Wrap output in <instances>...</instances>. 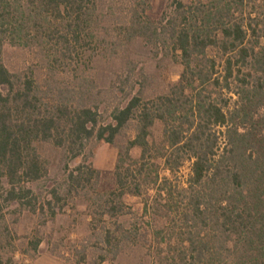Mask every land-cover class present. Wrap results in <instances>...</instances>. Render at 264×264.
<instances>
[{
    "label": "trees",
    "instance_id": "obj_1",
    "mask_svg": "<svg viewBox=\"0 0 264 264\" xmlns=\"http://www.w3.org/2000/svg\"><path fill=\"white\" fill-rule=\"evenodd\" d=\"M6 43L38 49L43 75L11 73ZM134 43L171 54L177 80L139 66ZM92 141L117 146L112 188L89 162L35 191L40 146L85 160ZM81 193L114 259L264 264V0H167L157 18L151 0H0V219L12 204L53 218Z\"/></svg>",
    "mask_w": 264,
    "mask_h": 264
},
{
    "label": "rangeland",
    "instance_id": "obj_2",
    "mask_svg": "<svg viewBox=\"0 0 264 264\" xmlns=\"http://www.w3.org/2000/svg\"><path fill=\"white\" fill-rule=\"evenodd\" d=\"M151 4L153 16L157 18L165 8L167 0H151ZM106 48H108L105 50L106 54H111L110 57L119 53V48H113L111 42L106 44ZM129 54L138 61L139 66L143 62L145 69L160 82L177 80L181 68L172 60L171 54L164 55V50L134 43ZM40 55L36 48L6 43L3 47L2 60L11 73L24 75L33 69L40 78L43 75ZM121 68L118 59H114L99 64L96 72L101 73L103 70L105 74L111 76L113 72H120ZM106 82L108 81L104 80L99 87L106 88ZM118 84L113 85V92H107L117 101L120 96ZM158 131L159 129L155 134H158ZM89 146L93 149V156L86 157L85 160L72 159L68 154L46 144L40 146L41 156L46 160L50 173L36 183L35 191L45 196L49 188L56 184L54 180H59L64 175L66 165L71 169L79 163L89 162L100 172L96 189L102 191L112 188V172L117 156L116 144L92 141ZM182 172L183 174L188 172V164L183 167ZM86 201L88 198L83 197L82 193L59 202L53 201L52 206L57 212L53 218L49 217L47 211L44 215L35 214L16 204L4 209V217L0 219V264H128L126 259H114L113 253L106 252L94 229L97 222H92ZM139 201L138 198H130L127 204L137 205ZM37 239L39 244L34 249L33 242ZM102 256L105 257L104 261L101 259Z\"/></svg>",
    "mask_w": 264,
    "mask_h": 264
}]
</instances>
